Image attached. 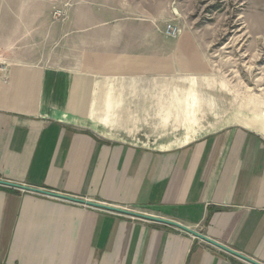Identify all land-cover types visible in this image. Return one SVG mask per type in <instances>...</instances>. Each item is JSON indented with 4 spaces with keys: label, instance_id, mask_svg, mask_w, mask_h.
<instances>
[{
    "label": "crops",
    "instance_id": "crops-1",
    "mask_svg": "<svg viewBox=\"0 0 264 264\" xmlns=\"http://www.w3.org/2000/svg\"><path fill=\"white\" fill-rule=\"evenodd\" d=\"M103 1L0 18V179L172 220L264 264L263 117L150 144V90L206 73L205 48L167 37L171 18L150 3ZM0 264L249 263L174 227L0 185Z\"/></svg>",
    "mask_w": 264,
    "mask_h": 264
},
{
    "label": "rangeland",
    "instance_id": "rangeland-1",
    "mask_svg": "<svg viewBox=\"0 0 264 264\" xmlns=\"http://www.w3.org/2000/svg\"><path fill=\"white\" fill-rule=\"evenodd\" d=\"M89 1L103 5L98 2L103 0ZM119 1L150 3L155 18H171L163 22L164 32L175 24L180 36L191 33L205 48L206 73L172 77L150 90V144L254 123L257 117H263L264 124V0ZM78 4L77 0H0V18H67Z\"/></svg>",
    "mask_w": 264,
    "mask_h": 264
},
{
    "label": "water",
    "instance_id": "water-1",
    "mask_svg": "<svg viewBox=\"0 0 264 264\" xmlns=\"http://www.w3.org/2000/svg\"><path fill=\"white\" fill-rule=\"evenodd\" d=\"M0 185L5 186V187H9V188H15V189L22 190L25 192H30V193L46 196V197L57 199V200L70 202L73 204H78V205H82V206H86V207H90V208H95V209L104 210L107 212L120 214V215L127 216L130 218L155 222V223L164 224V225H167L170 227H174L178 230H181V231L189 234L190 236H192L196 239L202 240L203 242H206V243H208V244H210V245H212V246L236 257V258H239L240 260H243L249 264H261V263L255 261L251 258H248V257L234 251L233 249H231V248H229L223 244H220L219 242H216L215 240H212L211 238H208L207 236H205V235H203V234H201V233H199V232H197V231H195L189 227H186V226H184L178 222L172 221V220L158 218L155 216L139 213V212L128 210V209L117 208V207L109 206V205H106L103 203L82 200V199L74 198V197L67 196L64 194L50 192L47 190L34 188V187L22 185V184L12 183V182H8V181L1 180V179H0Z\"/></svg>",
    "mask_w": 264,
    "mask_h": 264
},
{
    "label": "built area",
    "instance_id": "built-area-1",
    "mask_svg": "<svg viewBox=\"0 0 264 264\" xmlns=\"http://www.w3.org/2000/svg\"><path fill=\"white\" fill-rule=\"evenodd\" d=\"M165 35L171 39H176L180 36V30L175 24H169L166 28ZM3 69L0 68V80L2 78Z\"/></svg>",
    "mask_w": 264,
    "mask_h": 264
}]
</instances>
